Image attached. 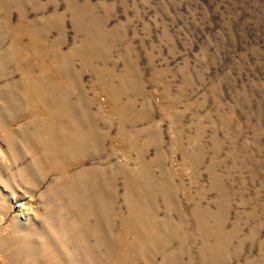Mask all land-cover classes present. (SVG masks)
<instances>
[{"label":"rangeland","instance_id":"rangeland-1","mask_svg":"<svg viewBox=\"0 0 264 264\" xmlns=\"http://www.w3.org/2000/svg\"><path fill=\"white\" fill-rule=\"evenodd\" d=\"M0 264H264V0H0Z\"/></svg>","mask_w":264,"mask_h":264}]
</instances>
